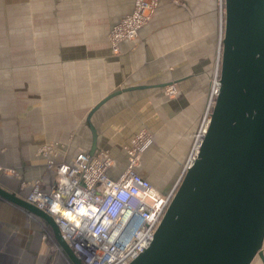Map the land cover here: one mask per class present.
Wrapping results in <instances>:
<instances>
[{"label":"water","instance_id":"water-1","mask_svg":"<svg viewBox=\"0 0 264 264\" xmlns=\"http://www.w3.org/2000/svg\"><path fill=\"white\" fill-rule=\"evenodd\" d=\"M222 5L219 89L209 122L152 240L127 264H251L258 255L264 261V0ZM148 85L110 90L89 115L123 90ZM95 149L94 142L89 152ZM0 196L40 215L72 262L86 264L53 214L2 185Z\"/></svg>","mask_w":264,"mask_h":264},{"label":"crops","instance_id":"crops-1","mask_svg":"<svg viewBox=\"0 0 264 264\" xmlns=\"http://www.w3.org/2000/svg\"><path fill=\"white\" fill-rule=\"evenodd\" d=\"M117 2L120 7L122 5L123 11L111 21L109 29L134 9L135 0ZM220 17L219 0H160L153 17L140 28L136 38L123 39L115 49L111 46L109 31L108 46L112 52L103 56L108 71L106 72L105 65V92L101 97L110 90L125 85H150L123 90L108 98L89 115V111L101 97L98 98L90 106L72 137L53 141L55 148L43 158V170L39 174L32 179L17 177L19 181L15 186L3 184L4 180H0V185L22 196H25L31 186L30 182L35 179H39L43 187L49 189L53 185L55 171L47 166V160L52 158L71 161L79 150L89 151L94 142L96 149H105L113 156L109 174L116 177L125 169L129 158L128 148L140 130H147L154 135L142 150V154L149 155L150 149L158 147L159 141L164 138L161 133L167 123L174 114H178V105L190 104L183 111L187 115L190 111H195L194 105L201 103L197 117H192L191 136L187 132V140L178 142L180 133H176V139L169 143L175 145V142H182L183 146L187 147L188 144V149L191 150V142L199 133L201 119L212 99L214 75L210 89L208 72L214 63L215 53L217 61L214 74L218 71L219 41L222 37ZM110 67H114V70H110ZM162 82L168 84H161ZM171 84L180 89L176 96L168 93ZM202 92V96H199ZM198 96L201 100H195ZM186 117L190 119L188 115ZM5 139H9L8 136L0 132L2 148L6 144ZM35 139L48 140L46 135ZM182 151L186 152L187 149L183 147ZM42 152L39 149L38 155L42 156ZM142 159L141 156L139 163ZM9 174L12 177L14 175ZM178 176L179 174L174 178L171 175L169 178L164 177V180L159 178L156 185H161L158 188L166 192L172 188ZM262 249L264 253V242ZM39 258L45 260V264H74L58 243L53 229H50L40 215L0 196V264H37V260L40 263ZM251 264H264V261L258 255Z\"/></svg>","mask_w":264,"mask_h":264},{"label":"rangeland","instance_id":"rangeland-1","mask_svg":"<svg viewBox=\"0 0 264 264\" xmlns=\"http://www.w3.org/2000/svg\"><path fill=\"white\" fill-rule=\"evenodd\" d=\"M121 11L117 0H0V132L9 138L4 140L3 148L0 146L3 184L15 186L17 177L32 179L39 174L43 158L49 153L39 156V149L49 147L54 140L72 137L90 106L104 94L103 56L112 52L108 46L109 27ZM216 55L208 72L209 88L214 75L211 93L216 82ZM105 69L107 72V65ZM173 87L168 93L176 96L180 89ZM189 105H178V114L167 123L158 147L151 148L149 155L142 154L144 148L140 152L139 160L142 156L143 164L153 174L142 168L139 171L153 182L171 175L175 178L193 150L196 138L191 142V150L188 144L186 147L178 143L187 140L192 117H197L201 103L187 114L190 119L183 113ZM212 105L213 102L207 106L205 116L210 114ZM141 131L151 139L154 136L147 130ZM176 133H180L179 141L169 145ZM45 135L48 140L35 139ZM148 138L144 142L151 141ZM183 147L188 152H183ZM37 264H45V260H37Z\"/></svg>","mask_w":264,"mask_h":264},{"label":"built area","instance_id":"built-area-1","mask_svg":"<svg viewBox=\"0 0 264 264\" xmlns=\"http://www.w3.org/2000/svg\"><path fill=\"white\" fill-rule=\"evenodd\" d=\"M219 1L222 5L224 0ZM159 3L135 0L134 9L109 29L112 46L117 49L123 39L136 38ZM173 88L171 84L169 90ZM147 138L150 135L141 131L132 140L125 169L116 177L109 174L114 159L107 150H79L71 161L47 160L55 171L49 189L39 179L29 184L25 198L54 215L64 237L86 264H127L150 243L172 199L174 185L161 191L138 170ZM54 148L51 144L40 150L48 153Z\"/></svg>","mask_w":264,"mask_h":264},{"label":"bare ground","instance_id":"bare-ground-1","mask_svg":"<svg viewBox=\"0 0 264 264\" xmlns=\"http://www.w3.org/2000/svg\"><path fill=\"white\" fill-rule=\"evenodd\" d=\"M219 5H220V12H221V17H220V21H221V23H222V19H223V12H222V10H223V5H221L220 4V1H219ZM223 29V28H222ZM222 32H223V30H222ZM222 36V35H221ZM219 49H220V46H219ZM218 60H219V58H218ZM219 66V64L217 63V67ZM218 71H219V68H218ZM217 71V74H216V76H215V85H214V88H213V91H212V93H211V97H212V99H210L211 100V102H213V100L215 99L214 98V96L216 95V93H217V91H218V86H219V72ZM210 104V103H209ZM214 104V103H213ZM212 107V106H211ZM211 107H210V109H211ZM211 111V110H210ZM209 113L207 112V115L205 116V118H204V121H203V123H202V125L200 126L201 127V130H200V132L198 133V135H197V137H196V139H195V141H194V146H193V150H192V152L190 153V156H189V160H191L192 158H193V155L197 152V148H198V144H199V140H200V138H201V135H202V133H203V131L206 129V126H207V124H208V122H209Z\"/></svg>","mask_w":264,"mask_h":264},{"label":"flooded vegetation","instance_id":"flooded-vegetation-1","mask_svg":"<svg viewBox=\"0 0 264 264\" xmlns=\"http://www.w3.org/2000/svg\"><path fill=\"white\" fill-rule=\"evenodd\" d=\"M138 166H139V168L144 169V171H147L148 173L153 174L151 168H150L149 166H147V164H145V163L143 164V162H140V163L138 164ZM148 167H149V168H148ZM151 177L153 178L154 176L151 175ZM153 179H154V178H153ZM157 180H159V178H158V179L156 178L154 181L157 182ZM155 182H153V183H155ZM155 185H156V183H155Z\"/></svg>","mask_w":264,"mask_h":264}]
</instances>
